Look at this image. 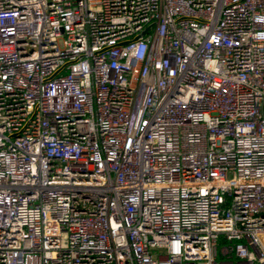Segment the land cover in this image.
Masks as SVG:
<instances>
[{
    "label": "built area",
    "instance_id": "2783aa9c",
    "mask_svg": "<svg viewBox=\"0 0 264 264\" xmlns=\"http://www.w3.org/2000/svg\"><path fill=\"white\" fill-rule=\"evenodd\" d=\"M0 264H264V0H0Z\"/></svg>",
    "mask_w": 264,
    "mask_h": 264
},
{
    "label": "rangeland",
    "instance_id": "374dc122",
    "mask_svg": "<svg viewBox=\"0 0 264 264\" xmlns=\"http://www.w3.org/2000/svg\"><path fill=\"white\" fill-rule=\"evenodd\" d=\"M223 244H220L219 246L221 247ZM227 261V257L225 256H222V255H218L217 258H216V262L218 263H223V262H226Z\"/></svg>",
    "mask_w": 264,
    "mask_h": 264
}]
</instances>
